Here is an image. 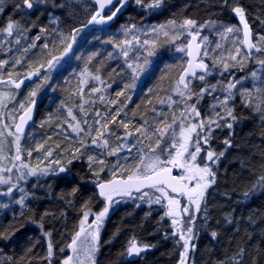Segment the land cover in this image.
Instances as JSON below:
<instances>
[{
	"label": "snow or ice",
	"instance_id": "1",
	"mask_svg": "<svg viewBox=\"0 0 264 264\" xmlns=\"http://www.w3.org/2000/svg\"><path fill=\"white\" fill-rule=\"evenodd\" d=\"M135 2L140 7L159 8L163 0H152L151 3H147L146 0H135ZM216 2L221 8L230 9L232 14L238 18L239 24L242 25V30L237 25H217L215 21H205L204 24H199L191 18L183 19L182 23L172 19L167 24L151 29L155 39L149 40L145 38L140 42L138 36H133L132 40L125 39L119 42L109 40L106 42L113 44V47L118 49L119 53L125 58L124 65L131 70V81L125 80L127 73L124 66L112 68L110 73L113 77L112 83H106L98 74L100 72L99 68L96 69L97 74H91L86 64L85 69L81 73L79 80L81 87H78V91L83 90L82 85L87 83L89 79L99 81L102 87L92 88L89 95H98L100 102L107 104L109 107L104 113L98 108L94 109L95 118L93 120L85 112L84 104L88 102L83 101V96H81L83 103L79 105L80 111L86 117H89L81 122L73 114V108L62 102L60 107L66 108L68 116L74 121V123H69L68 127L72 133H83L85 137L79 139L78 147L67 150V158L61 157L54 161L50 160L49 158L53 156V149L50 147L46 148L45 141L37 143L35 148L27 150L29 157L32 156L34 151L40 154L36 158L38 162L35 167L24 163L21 159V153L24 151L20 143L21 135L24 133L25 126L33 118V109L36 104L35 97L42 85L32 89L26 99L20 103L18 122L17 115H11L12 123H3V127L9 129L8 135L13 137L11 143L15 148V155L10 158L3 156L4 145L3 141H0V163L4 159H10L13 162V168L2 167L0 168V173L10 174L15 169L19 173L16 177L17 181L26 180L28 177L58 175L65 172L70 174L68 165H71L73 160L83 159L92 148L101 149L99 153L88 154L86 163L88 171L95 177L94 183L98 189V195L105 201V206L101 211L94 214V219L91 221H89V216L92 215L91 210L83 212L77 230L73 233L71 242L67 244V248L71 250L72 255L63 258L60 264H95L94 258L99 250L100 233L105 219L112 205L123 201L124 198L132 201L138 200L142 203H147L149 206L153 204L160 205L165 209L161 220L169 218L173 230L171 236L165 232L163 238L167 240L178 236L177 244L180 245V242H183L180 245L183 250L180 252L179 264H186L190 250H195L196 245L192 241L198 235V232L195 231V226L201 218V214L204 223L208 224L209 222L210 213L207 206V193L217 183V166L227 150L236 146L233 142L234 126L241 120V117L236 114L235 104L233 103V98L237 91L240 92L242 107L256 113L261 127L264 128V87L256 88L255 92L247 88L242 91L237 89V85L241 83V80L234 79L235 72L233 71L234 69L242 71L247 63L253 59L254 52L264 55V34H258V38L253 40L252 29L247 18V9L239 3V0H216ZM4 4L5 0H0V13L4 11ZM47 4L48 0H18L13 5V8L15 12L21 14L22 20L10 17L5 25L0 26V44L7 41L9 44L20 45L22 39H27V33L37 27L36 22L30 18L32 10L38 5ZM127 4L128 0H95L96 10L87 23L80 27L72 28L70 32H64L59 27H56L52 28L49 33L47 25L39 26V33L34 40L30 44L22 46L23 53L27 54L31 49L38 47L36 41L42 40L44 34L49 33V35L53 36V48L57 45L62 48L60 54H52L49 49V43L45 42L43 48L49 50L50 56L46 61V68L42 63L35 72L28 71L23 78L18 72H9L7 79L0 74V84L20 90L26 80L42 75L41 69L51 73L72 50L76 37L84 28L89 25H106ZM65 6V3L52 4V7L55 8ZM68 6L74 5L69 3ZM49 16V23L58 25L59 17H52L51 13H49ZM260 24L264 26V19L260 20ZM206 26L214 28L223 38H228L229 34H232L235 37L233 39V43L236 45L235 51H229L227 55H224L223 46L219 42L216 43L215 48L210 50L207 47H202V45H206L207 37H200V30ZM135 29V24L124 26L125 36H128ZM241 31L242 36L237 35ZM185 32L191 39L187 41V44L176 48V51L185 52L188 56L187 66L183 68L179 79L174 83L173 93L178 99H174L173 95H168L160 100L161 104L167 103L169 109L178 106L179 112L173 111L171 113V122H168V113H157L153 108L151 111L155 115L162 117V119L153 120L155 127L150 125L147 119L144 120L143 124L138 122L134 124L132 120H126L124 118L126 115L125 109L127 101L131 100V96L128 93L136 87V81L149 62L148 57L156 54L159 46V37L163 35L165 38L162 43H174ZM198 37L200 38L198 39ZM133 41L138 44L139 49H143L146 52V56L143 57V63H140L141 56L138 50L134 60L129 55L133 51ZM245 49L247 51H244ZM218 50H221L218 55L210 57L213 61L211 66L205 63V60L200 56L202 52L204 57H209L210 51L217 52ZM96 55L97 53L95 52L91 53L87 58V62L91 63ZM108 56L112 57L113 53H109ZM7 63V61L0 59V70H3ZM256 63L264 67V59H257ZM16 65H22V60L16 59L12 67L15 69ZM221 65L222 67H220ZM213 68H217L221 75L227 74L226 79L218 80L214 84L209 83L207 77L212 75ZM250 75L253 79H259L256 70H253ZM116 77L120 79L117 80ZM48 79V75H42L43 84H47ZM194 81H199V85H195ZM116 83H123V87L116 91L115 96L117 98L126 97L125 101L109 99L104 94L106 89L111 88ZM76 94L75 92L72 93V95ZM206 97L211 98L208 114H204L200 110L201 102ZM15 99L16 96L11 91L0 93V108H7V102ZM8 118L4 113L0 112V121H6ZM47 119L52 120V115H49ZM90 120L95 124L94 135ZM81 123L87 127H82ZM113 125H118L124 129L123 136L118 135L112 127ZM130 125L134 127V131H129ZM13 126L15 128L14 132L11 131ZM41 127H43V123ZM225 128L229 131L222 141L225 146L224 150L216 151L212 148L211 142L215 138L216 130ZM3 135L4 133L0 131V137ZM110 136L116 137L118 140L122 139L126 143H120L112 147L108 139ZM153 138H155V147H151L146 143V141H150ZM51 139L52 137L49 136L48 140ZM133 140L135 143H133ZM56 147L60 148V145L57 144ZM133 148H136L139 154V163L134 168L128 165V156H120L123 150L126 149L128 153H131ZM202 153L204 154L203 156L201 155ZM107 157H116L117 159L115 163H112ZM198 158L204 162L200 163ZM15 162H19V165ZM97 166H99V170H97ZM120 168H124L128 174L117 179L116 173ZM174 169H179L181 174L173 175ZM105 170L111 172L112 179L104 181L100 178V174L105 172ZM0 185H7L6 190L0 192V196H14L15 192L19 191V198L15 199L14 202L20 205L22 209L27 207L25 202L29 198V193L20 187L18 183H13L11 175L0 174ZM36 186L34 185V187ZM77 190L73 188L71 194L75 195ZM257 190L264 191V175H260L252 187L244 192L243 195L247 198ZM181 198L186 203H182ZM136 206L140 207V204ZM7 207V204L0 202V208ZM81 207L88 208L89 201H85ZM23 215L24 213L22 212L21 218ZM44 215H52V213L46 211ZM61 215H63V210ZM148 215H150V212L145 214V218ZM261 220L264 222V217ZM226 221L228 224H232L233 218L231 216L226 217ZM249 223L254 225L256 221L250 217ZM43 235L49 240L47 256L44 259H47L49 264H51L55 255L53 243L51 242V232H44ZM209 235L215 241L218 239L219 233L216 230H212ZM10 239V230L0 231V240ZM248 239L251 240V236ZM34 247L35 245L29 247L27 253H31ZM154 247L155 245L142 244L133 238L128 241L125 252L122 255L126 254L128 257L140 256L141 253ZM236 248L235 252L231 255L225 254L223 259L216 261V264H246V257L249 258L247 264H260L261 259L264 258V249L259 248V246L254 247L251 252H249L247 244H238ZM60 251L63 252L64 249H60ZM81 253L86 257V261L80 260ZM8 260L9 264H12V258L9 257Z\"/></svg>",
	"mask_w": 264,
	"mask_h": 264
},
{
	"label": "trees",
	"instance_id": "2",
	"mask_svg": "<svg viewBox=\"0 0 264 264\" xmlns=\"http://www.w3.org/2000/svg\"><path fill=\"white\" fill-rule=\"evenodd\" d=\"M17 2L18 0H5L4 11L0 13V26L5 25L10 17L22 20L21 15L15 12L13 8ZM146 2L151 3L152 0H146ZM53 3H65L66 6L55 8L52 7ZM69 3L74 6H68ZM239 3L247 9V18L252 29L253 39L257 38L258 34H264V26L260 24V20L264 19V0H239ZM49 13L52 17H59L58 25L49 23ZM92 13V0H67V2L66 0H48L47 5H38L32 10L30 17L36 22L37 27L27 33V39H22L20 45L9 44L7 41L0 44V59L8 62L5 68L0 70V74L7 76L9 72H17L18 70L25 75L28 71L35 72L42 63L46 68V61L50 56L49 50H45L43 44L48 42L49 49L54 55H59L62 51L59 45L53 48V36L49 35L51 29L59 27L64 32H70L72 28L86 24ZM169 17L175 18L176 21L183 17L191 18L199 24H204L205 21H215L236 25L239 22L229 8H221L216 0H163L159 8L140 7L135 0H128L124 12L108 28L89 31L83 29L81 33L86 39H89L93 32H108L100 36L95 43L89 40L93 44L91 48L80 45L78 48L75 41L70 51L73 57L70 56L71 58L64 60L65 56L62 59L64 64H61V68L59 67L55 72L52 70L51 73L41 69L42 75L49 76L47 84H43L42 75H38L36 78L25 81L21 89L16 92L17 103L14 105L15 111L18 110L19 112V105L26 99L28 93L37 88L38 85H42L35 97L38 102L34 124L28 130L29 133L27 132L22 137L21 147L24 149L21 153L22 161L35 167L38 162L36 158L40 154L34 151L29 157L27 150L35 148L37 143L45 141V147L53 149V156L50 159L67 158V150L78 147L77 141L85 137L83 133H72L68 127V121H72V119L68 116L66 108L60 107L62 102L73 108V114L80 121L81 116L78 113V108L83 101H87L91 108L95 109L98 106V95L96 97L87 95V92L94 86L93 80L90 79L85 88L82 86L83 90L78 91V87H81L79 85L81 73L86 64L91 74H97L96 69L99 68L98 74L101 79L106 83H112L113 77L110 75L112 68L124 66L125 58L118 49L113 47V44L106 42L109 40L119 42L121 39L117 30L121 26H128L130 22L137 27L144 22H159ZM42 25L48 26L49 33H45L42 40L36 41L38 47L31 49L27 54L23 53L22 46L30 44L34 40L39 33V26ZM105 43L107 44L106 53L96 51L100 44ZM133 44L134 49H136L138 45L135 41ZM108 51H114L117 54L116 59L114 56L109 57ZM70 52L67 56L70 55ZM93 52L97 55L91 63H88L87 58ZM16 59H21L22 65H16L14 69L12 66ZM257 59H264V55L254 52L253 59L247 63L242 71L233 70L235 72L234 79L242 80L245 76L244 79L247 80L244 83L247 84L248 80L252 78L250 73L256 70L259 79H254V85L256 88L264 87V67L256 63ZM179 68L173 70L172 67L165 68L163 66L160 70H152L143 92H140L127 104L126 117L124 116V118L132 120L134 124L136 122L143 124L144 120L147 119L149 124L155 127L153 120H159L162 117L155 115L151 110L154 108L157 113H170L167 110V105L164 104V107H161L160 100L166 97L164 93L167 85L176 78ZM225 76L226 74L219 80H223ZM116 79L119 80L120 78L116 77ZM125 80L130 82L126 76ZM95 82L100 84L99 81ZM122 87L123 83L113 84L111 88L105 90L104 94L109 99L124 101L125 97L117 98L115 96L116 91ZM74 92L77 94L72 95ZM81 96H83V101ZM206 99L201 102L200 110L202 113L208 114L210 110ZM233 103L236 114L241 117V120L234 126L233 142L236 146L227 150L216 169L217 183L215 185L217 188L215 187V191L221 198L212 206L207 204L210 213L208 224L204 223L201 214V218L198 220L201 222H198L196 227L198 235L192 241L196 247L186 264H216V261L223 259L225 254L231 255L235 252L238 244H247L249 252L256 246L264 249V222L261 220L264 217V191L257 190L247 198L243 195L252 187L260 175H264V166H262L264 165V135H262L264 128L261 127L256 113L242 107L240 98L234 97ZM86 110L91 116L92 113H89V108ZM49 115H52V120L47 119ZM88 118L85 116L83 120ZM42 123L43 127H41ZM81 126L87 127L83 123ZM129 131H134V127L130 125ZM228 131L226 128L216 131V137L212 141L218 148L225 147L222 141L228 135ZM49 136L52 137L51 140H48ZM154 140L155 138L146 141V143L150 144ZM133 143H135L134 140ZM57 144L60 145V148L56 147ZM8 151L10 150L8 149ZM93 151L89 150L83 159L73 160L72 164L68 165L70 176L64 173L59 176L28 177L21 181H17L16 178L12 179L13 183L23 185L25 191L29 193V198L26 200L27 207L23 209L15 205H8L4 209L0 208V231L10 230L11 234L10 240H0V264H9V257L12 258V264H49V261L44 259L47 256L48 245L46 241L48 238L43 235L44 232L48 231L51 232V242L55 253L51 264H60V259L68 252L67 244L78 227L80 214L86 209L96 210L99 206L94 184H88L93 183L94 179L87 169L86 160L87 155L92 154ZM10 162L9 159L8 164ZM11 164L13 165V163ZM2 167H8V165L0 168ZM97 170H99V166ZM104 173L100 174L102 180H106ZM0 174L11 175V173ZM34 185L37 186L34 187ZM6 188L7 185H0V192ZM73 188L78 189L75 195L71 194ZM85 201H89L88 208L81 207ZM140 209L129 204L114 211L101 239L99 264H179L180 252L183 249L177 244L178 237L165 240L163 238L165 232L171 236L169 227L163 221L153 218L155 215L153 210L146 212ZM62 210L63 215H61ZM128 210H130L129 213ZM46 211L52 215L45 216ZM22 212L24 215L21 218ZM149 212L150 215L145 218V214ZM229 216L233 218L232 224H228L226 221V217ZM250 217L256 221L254 225L249 223ZM159 226L161 229H158ZM212 230L219 233L218 239L215 241L209 235ZM249 236H251V240L248 239ZM132 237L142 244L155 245V247L144 253L138 260L127 261V255H122V253L125 252L128 241ZM33 245H35L33 251L27 253L28 248ZM60 249H64V251L61 252ZM248 259L246 257V264ZM260 264H264V258L261 259Z\"/></svg>",
	"mask_w": 264,
	"mask_h": 264
},
{
	"label": "rangeland",
	"instance_id": "3",
	"mask_svg": "<svg viewBox=\"0 0 264 264\" xmlns=\"http://www.w3.org/2000/svg\"><path fill=\"white\" fill-rule=\"evenodd\" d=\"M128 5V4H127ZM127 7V6H126ZM21 15V14H20ZM172 19H175V18H173V17H169L168 19H165V20H163V21H159V22H157V21H153V22H144V23H142L141 25H139V26H137L136 27V29L132 32V33H130L128 36H125V34H124V27H119V29L117 30V34H119V37H120V39L121 40H125V39H128V40H132L133 39V36H138L139 37V39H140V42H142L145 38H147V39H149V40H152V39H155V37L153 36V34L151 33V29L152 28H154V27H158V26H160V25H162V24H167V22L169 21V20H172ZM183 19H185V17H183V18H181L180 20H178L177 22L178 23H182V21H183ZM217 23V25H219V24H223V23H220V22H216ZM131 24H133V23H129L128 25H131ZM237 26H238V24H236ZM103 31H97V32H93L90 36H89V39H86L84 36H83V34L80 32V34L76 37V44H77V46H78V48H79V45L80 46H84L85 48H91L92 46H93V44L91 43V42H93V43H95L97 40H98V38L100 37V36H102L104 33H108V32H104V33H102ZM237 35H240V36H242L241 35V33H239V34H237ZM200 37H207V43H206V45H202V47H207L209 50L210 49H213V48H215V46H216V43L217 42H219V43H221L222 44V46H223V49H222V51H223V54L224 55H227L228 54V52L229 51H231V52H234L235 51V47H236V45H234V43H233V39L235 38L232 34H229V37L228 38H223V37H221L218 33H217V31L214 29V28H210V27H205V28H203L202 30H200ZM200 37H198V38H200ZM258 38V37H257ZM257 38H255V39H253V40H256ZM164 37H163V35H161L160 37H159V41H158V44H159V46H158V48H157V50H156V54L155 55H153V56H151V57H148V64L146 65V67H145V69H144V71L143 72H141V74H140V76H139V79L136 81V87L134 88V89H132L129 93H128V95H130L131 96V100H132V98H134V97H136L137 95H139L140 94V92L142 93L143 92V90H144V86H146V82H147V79H148V77L150 76V73H151V71L152 70H154V69H159L160 70V68L161 67H165V68H170V67H172V69L173 70H177L179 67V71H178V75L180 74V72L183 70V68L185 67V65H186V62H187V55H186V53L185 52H178V51H176V48H177V46H182V45H185V44H187V41L190 39V37L189 36H187V33L185 32V34L183 35V36H181L180 37V39L179 40H176L174 43H162L163 41H164ZM91 42H90V41ZM138 45V44H137ZM106 46H107V44L105 43V44H100L99 45V48L96 50V51H98L99 53H104L105 52V48H106ZM137 50L139 51V53H140V56H141V59H140V63H143V57L144 56H146V52L143 50V49H139V47H137L136 49H134V44H133V51L132 52H130V57H133L134 59H135V56H136V54H137ZM221 50H218L217 52H211L210 51V56L209 57H204L203 56V53H202V55H201V58H203L204 60H205V63H208L210 66L212 65V63H213V61H212V59L210 58V57H212V56H216V55H218V53L220 52ZM106 53V52H105ZM109 53H113V56H114V58L116 59V57H117V54L114 52V51H108L107 52V54H109ZM71 52H70V55L69 56H66L65 57V59L64 60H68L69 58H71V57H73V56H71ZM71 56V57H70ZM112 56V57H113ZM64 60H61L63 63H60L55 69H53L54 70V72L55 71H57L58 69H59V67L61 68L62 67V65L61 64H64ZM114 60V59H113ZM67 64L68 65H70V63L69 62H67ZM66 65V64H65ZM67 65V66H68ZM124 67H125V72L127 73V75H126V77L127 78H129V80L131 81V70L130 69H127L126 68V66L124 65ZM220 67H222V65L220 66ZM18 68V67H17ZM235 70V69H234ZM240 71V70H239ZM17 72H18V74L23 78L25 75L24 74H21V72L22 71H18L17 70ZM251 74V73H250ZM178 75L176 76V78L173 80V81H170V84H168L167 86V89L165 90V93H164V95L165 96H168V95H173V98L174 99H178L177 97H175V95H174V93H173V88H174V83H175V81H177L178 80ZM247 75V74H246ZM4 76V75H3ZM223 75H221L220 74V72L217 70V68H213L212 69V75H210V76H208L207 77V81L208 82H210V83H212V84H214V83H216L221 77H222ZM7 77H8V75L7 76H4V78L5 79H7ZM37 76H34V77H32L31 79H33V78H36ZM226 77H227V74H226V76L224 77V79H226ZM239 78H240V76H239ZM244 78H246L245 76L243 77V79L241 80V83L240 84H238L237 85V89H239V90H243L244 88H247V89H249V90H251V91H253V92H255V89H256V87H255V82H254V79L253 78H250V80H248V83L247 84H245L244 83V81H246L247 79H244ZM30 79V80H31ZM27 81V80H26ZM88 81H90V79L88 80ZM93 82V84H94V86H92L91 87V89L92 88H95V87H102V85L101 84H98V83H96L94 80L92 81ZM199 81H194V84L195 85H199ZM85 85H86V83L85 84H83L82 86H83V88H85ZM169 86H170V89H169ZM91 89L87 92V95L88 96H90V97H96V95H89V93L91 92ZM9 91H11L15 96H16V92L18 91V90H15V89H13V88H11V86H8V85H3V84H0V93H2V92H9ZM89 97V98H90ZM234 97H236V98H240V92L239 91H237L236 93H235V95H234ZM207 98V99H206ZM205 99L207 100V104H209L210 105V102H211V98L210 97H206ZM126 100V97H125V99H124V101ZM130 100V101H131ZM130 101H127V104H129L130 103ZM14 103H15V105H16V103H17V100L15 99L14 101H11V102H7V108H0V112H2V113H4V115L6 116V117H9L6 121H0V131H2L3 133H4V135L2 136V137H0V141L2 140L3 141V144H4V147L6 146V148H4V150H5V152H3V156H7V157H11V156H13V155H15V148H14V146L12 145V143H11V141H12V139H13V137H11V136H9L8 135V131H9V129H6V128H4L3 127V123H8V124H11L12 123V121H11V118H10V116L11 115H17V117H18V110H16L15 111V105H14ZM83 103V102H82ZM161 105V107L163 108L164 106V104H160ZM165 105H167V103H165ZM209 105H208V107H209ZM108 105L107 104H105V103H102V102H100V100H98V106H96V108L95 109H100L101 110V112L102 113H104L107 109H108ZM112 107H114V106H112ZM166 107V106H165ZM89 108V113L91 112L92 113V115L91 116H89V117H92L93 118V120H94V118H95V114H94V111L92 110V109H94V108H91V105H89L88 103H85L84 104V110H85V112L87 111L86 109H88ZM13 109H14V111H13ZM167 110L168 111H170V115L168 114V118H167V120H168V122H171V119H172V116H171V113L173 112V111H175V112H179V107L178 106H176V107H174V108H172V109H169V107H168V105H167ZM209 110H210V108H209ZM93 111V112H92ZM78 113H79V115L81 116V122H83L84 120V113L83 112H81L80 111V108H78ZM204 113V112H203ZM204 114H207L206 112L204 113ZM125 117H126V115H125ZM69 123H74V121H71V120H69L68 121ZM68 123V124H69ZM91 124H92V127H93V135L95 134V132H94V128H95V124H94V122L91 120ZM113 128H114V130L118 133V135H120V136H123V134H124V129L123 128H121V127H119L118 125H113L112 126ZM13 128H14V126L11 128V131H13ZM223 130H225V129H223ZM216 131H220L219 129L218 130H216ZM14 132V131H13ZM29 133V132H28ZM216 133V132H215ZM22 137L23 136H21V141H20V143L22 144ZM216 137V136H215ZM108 139H109V143H110V145L112 146V147H115L116 145H118V144H120V143H126V141H124V140H122V139H120V140H118L116 137H113V136H110V137H108ZM78 142V141H77ZM152 143V144H151ZM150 144H148L149 146H151V147H154V145H155V140L154 141H152ZM211 146H212V148L214 149V150H216V151H221V150H224V147H222V148H218V146L212 141L211 142ZM6 149H7V151H6ZM8 149L10 150V151H8ZM90 150H94L93 152H96V153H99L100 151H101V149H97V148H92V149H90ZM145 151H146V149H145ZM10 152V154H7V153H9ZM91 152V151H90ZM202 156L204 155L203 153L201 154ZM22 156V155H21ZM120 156L121 157H123V156H128L129 157V160L127 161V163H128V165L129 166H131L132 168H134L135 167V165L137 164V163H139V154H138V152H137V150H136V148H133V150H132V152L131 153H128L127 152V150L125 149V150H123L121 153H120ZM51 158V157H50ZM49 158V159H50ZM107 159L110 161V162H112V163H115V161H116V157H107ZM50 160H53L54 161V159H50ZM198 161L200 162V163H203L204 161L203 160H200V158H198ZM8 162H9V159H4L3 161H2V163H0V167L1 166H6V165H8V168H13V165L11 164V163H13L12 161L9 163V164H11V165H9L8 164ZM16 163V162H15ZM45 163H47V161H45ZM17 165H19V162H17ZM41 166H43V165H41ZM54 167H55V165H53ZM69 167V166H68ZM98 167V166H97ZM87 169H88V167H87ZM176 171H177V173H178V175H180L181 173H180V170L179 169H176ZM91 173V172H90ZM17 174H19V173H17L16 171H15V169H13V172L11 173V177H12V179H15L16 177H17ZM61 174H64V173H59L58 175H56V176H59V175H61ZM65 174L67 175H69L70 176V174L68 173V172H65ZM128 173L125 171V169L124 168H120V169H118L117 170V173H116V178H122L123 176H126ZM91 175H92V173H91ZM104 177L106 178V180H109V179H112L113 177H112V174H111V172H109V171H107V170H105V173H104ZM92 178L95 180V177H93V175H92ZM94 180H93V183H88V184H94V186H95V183H94ZM19 186L20 187H22V188H24L23 187V185L22 184H19ZM216 187V185H213V187L212 188H210L209 190H208V193H207V204L208 205H211L212 206V204H215L216 203V201H218L219 200V198H221V196L218 194V193H216V191H215V189L217 188H215ZM25 189V188H24ZM214 191V192H213ZM19 195H20V193H19V191H16L15 192V194H14V196H0V202H2V203H4V204H7V205H15V206H18V207H21L20 205H17V204H15V202H14V200L15 199H17V198H19ZM98 198V197H97ZM116 199H119V198H116ZM98 200H99V202H98V207H97V209L96 210H91V213H92V215H90L89 216V221H91L92 219H94V214L95 213H98L99 211H101L102 210V208L105 206V201L103 200V198H98ZM182 200V203H186L183 199H181ZM26 203V202H25ZM129 204H133V207L134 208H136V209H140L139 207H137L136 205L137 204H140L142 207H141V210H144V211H146L147 212V210H153V213L155 214L154 216H155V220H158V221H162L161 220V216H163L164 215V212H165V209L162 207V206H160V205H156V204H153V205H151V206H149L147 203H142V202H140V201H132V200H128L127 198H124V200L123 201H121V202H119V203H117V204H114V205H112V207L110 208V211H109V214L111 215L114 211H116L118 208H120V207H124V206H127V205H129ZM4 209V208H3ZM221 210V209H220ZM84 211H88V209H86V210H84ZM83 211V212H84ZM129 211L130 210H128V213H129ZM83 212L80 214V216H79V220L82 218V216H83ZM108 214V215H109ZM163 222L165 223V224H167L168 225V227H169V231L170 232H172V227H171V221H170V219L169 218H165L164 220H163ZM198 222H201V221H197V223ZM197 223H196V226H195V231H196V227H197ZM78 224H79V222H78ZM77 230V229H76ZM75 230V231H76ZM74 231V232H75ZM73 232V233H74ZM73 235V234H72ZM72 235H71V239H72ZM178 237V236H177ZM132 239H133V237H132ZM136 239V238H135ZM178 239H179V237H178ZM70 242H71V240H70ZM70 242H68V243H70ZM46 243H47V245H48V243H49V240H47L46 241ZM182 243L183 242H180V245H182ZM127 247V246H126ZM67 253L65 254V255H63V257L60 259V260H62L63 258H65V257H67L68 255H72V252H71V250L70 249H68L67 248ZM192 251L193 250H190V252H189V255H188V258H187V260H189L190 258H191V255H192ZM96 255H97V253L95 254V257H96ZM55 256V255H54ZM95 259V258H94ZM80 260L81 261H86V257L84 256V254L83 253H81V255H80Z\"/></svg>",
	"mask_w": 264,
	"mask_h": 264
},
{
	"label": "water",
	"instance_id": "4",
	"mask_svg": "<svg viewBox=\"0 0 264 264\" xmlns=\"http://www.w3.org/2000/svg\"><path fill=\"white\" fill-rule=\"evenodd\" d=\"M93 5H94V7H95V9H96V5H95V0L93 1ZM124 10V9H123ZM123 10L112 20V21H110V22H108L106 25H89L87 28H85V30H91V29H96V28H98V29H104V28H106V27H108V26H110L114 21H115V19L119 16V15H121L122 14V12H123ZM90 19V18H89ZM239 27L241 28V30H242V25H240L239 24ZM241 34H242V31H241ZM191 39V38H190ZM244 51H247L246 49L244 50ZM200 56H201V54H200ZM187 60H188V56H187ZM187 66V62H186V65H185V67ZM35 100H36V104H35V106H34V109H33V118H32V120H30L29 122H28V124L25 126V129H24V133L21 135V136H23V135H25L26 133H27V131L31 128V126L33 125V123H34V121H35V117H36V108H37V102H38V99L37 98H35ZM17 122H18V117H17ZM13 131H15V128H13ZM173 175H174V171H173ZM117 179H120V178H117ZM95 190L97 191V193H98V189L96 188V186H95ZM99 196V195H98ZM147 252V251H146ZM143 253H141L140 255H142ZM129 258V260L130 261H136L138 258H139V256H132V257H128Z\"/></svg>",
	"mask_w": 264,
	"mask_h": 264
},
{
	"label": "flooded vegetation",
	"instance_id": "5",
	"mask_svg": "<svg viewBox=\"0 0 264 264\" xmlns=\"http://www.w3.org/2000/svg\"><path fill=\"white\" fill-rule=\"evenodd\" d=\"M177 175H178V173H177ZM181 199H183V198H181ZM131 205H133V204H131ZM142 206L140 205V207L139 208H141ZM141 210V209H140ZM142 211V210H141ZM114 213V212H113ZM113 213L110 215H108L107 217H106V219H105V222H104V226H103V228L101 229V233H100V244H101V239H102V236H103V234H104V232H105V230H106V227H107V225H108V223H109V221H110V219H111V217H112V215H113ZM153 218H155V216H153ZM167 225V224H166ZM168 226V225H167ZM158 229H161V226H159V228ZM100 252H101V245L99 246V250H98V252H97V255H96V257H95V264H99V256H100ZM141 257H139V259H140ZM126 260L127 261H129L128 260V256H126Z\"/></svg>",
	"mask_w": 264,
	"mask_h": 264
}]
</instances>
